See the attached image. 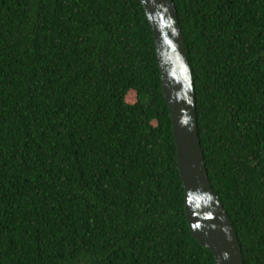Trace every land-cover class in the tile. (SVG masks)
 Masks as SVG:
<instances>
[{"label": "trees", "instance_id": "1", "mask_svg": "<svg viewBox=\"0 0 264 264\" xmlns=\"http://www.w3.org/2000/svg\"><path fill=\"white\" fill-rule=\"evenodd\" d=\"M174 3L211 185L264 264V0ZM0 264H216L141 0H0Z\"/></svg>", "mask_w": 264, "mask_h": 264}, {"label": "water", "instance_id": "2", "mask_svg": "<svg viewBox=\"0 0 264 264\" xmlns=\"http://www.w3.org/2000/svg\"><path fill=\"white\" fill-rule=\"evenodd\" d=\"M149 19L170 108L190 230L216 264H245L234 225L211 185L199 133L197 97L174 0H141Z\"/></svg>", "mask_w": 264, "mask_h": 264}, {"label": "rangeland", "instance_id": "3", "mask_svg": "<svg viewBox=\"0 0 264 264\" xmlns=\"http://www.w3.org/2000/svg\"><path fill=\"white\" fill-rule=\"evenodd\" d=\"M127 99H128L129 102H134L136 100V94H135V92H130L127 95Z\"/></svg>", "mask_w": 264, "mask_h": 264}]
</instances>
